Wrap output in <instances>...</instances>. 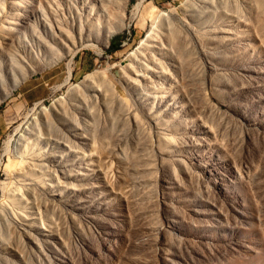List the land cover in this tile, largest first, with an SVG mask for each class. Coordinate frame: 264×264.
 <instances>
[{
  "label": "rangeland",
  "instance_id": "1",
  "mask_svg": "<svg viewBox=\"0 0 264 264\" xmlns=\"http://www.w3.org/2000/svg\"><path fill=\"white\" fill-rule=\"evenodd\" d=\"M0 264H264V0H0Z\"/></svg>",
  "mask_w": 264,
  "mask_h": 264
},
{
  "label": "trees",
  "instance_id": "2",
  "mask_svg": "<svg viewBox=\"0 0 264 264\" xmlns=\"http://www.w3.org/2000/svg\"><path fill=\"white\" fill-rule=\"evenodd\" d=\"M117 39H118V38H113V39L111 40V42H110V43H111V44H110V46H111V48H110V52L115 51V50H117V49L119 48V44L115 43Z\"/></svg>",
  "mask_w": 264,
  "mask_h": 264
}]
</instances>
